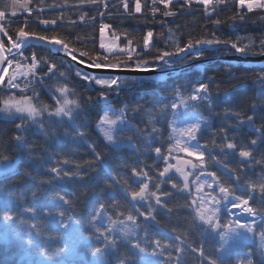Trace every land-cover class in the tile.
Wrapping results in <instances>:
<instances>
[{
	"label": "snow or ice",
	"instance_id": "1",
	"mask_svg": "<svg viewBox=\"0 0 264 264\" xmlns=\"http://www.w3.org/2000/svg\"><path fill=\"white\" fill-rule=\"evenodd\" d=\"M42 2L43 0H41ZM194 2L203 5L204 11L211 15V12L216 10L215 5L223 3V0H152L151 5H148L146 2L143 7L150 9L153 18H155L157 13H160L163 17H170L177 14L176 11H173L169 7L170 5H178L180 9H184L185 7H192ZM236 2L241 9L246 7L247 12H253L254 10L264 11V0H236ZM29 3H31V0H27V3L19 5L18 8L14 5L10 13L11 17H16L18 11L27 12L28 17H31L32 9L28 7ZM80 3H87L95 6L97 9L103 8L105 10L110 6L108 0H80ZM119 3L125 12L132 15V12H129L128 0H119ZM159 5H163V11H161ZM210 6H212L211 9ZM141 12V2L140 0H135L134 13ZM98 14L100 16L112 15L110 11H100ZM8 15L7 7L0 10V35L7 37V45H10L6 46L5 41L0 39V86L8 93L6 98H0V103L3 104V107H0V114L6 120L14 122L19 119L21 121L15 124L17 133L12 137L13 148L19 157L26 156L29 160L33 161L42 159V157L33 155L34 146L29 143L26 135H24L29 128L36 126V131L41 133L46 140L50 136V128L53 129L52 135H55V125L65 122L72 127L76 133V138L82 142H86L88 133L86 130H81L84 127L83 125L78 126L75 122L76 118L81 114V104L78 99L69 98L70 94L75 95V92L69 88L67 83L56 87L52 93V99L55 101L54 105L46 104L40 100V94L35 91L31 80L21 88L17 82L19 77L32 76L35 78L38 72L41 71L40 65L42 63L46 65L47 71L43 72V76L37 81L38 83H41L43 86V77L52 78L57 75V72L54 71L57 69V66L54 63H50L47 58L42 57L38 59L35 53H32L29 58L24 55L23 50L34 47L36 44L47 43L54 46L56 51H63L66 55L71 56L72 60H77L76 55L73 53L78 51L81 58H88V66L97 69L128 68L130 67L129 62H133L135 64L133 70L157 71L170 68L173 64L183 62L185 59H200L206 51L213 50V46H230L237 53L243 54H247L252 47L251 43L240 46L236 41L229 39L222 40L216 37L215 34H213V38L211 39L193 40L189 38L181 46L178 39L170 30L167 44L171 50H163L156 48L155 43L152 41L154 33L152 30H149L142 38L143 47L139 49L133 47V40L127 38V34H125L127 44L119 48L118 53H112L109 46L101 41L100 48L109 49V54H104L102 61L97 62L93 57H100L101 53L77 48L70 49L67 38H57L55 31H53L51 36L38 33L35 30L26 31L25 29L30 23L28 17H25L22 26L15 29L16 38L13 39L9 35V29L2 23ZM86 17L92 20L95 19L94 16L88 17L87 13H83L80 16V20L83 22ZM36 19L39 20V24L45 26L44 31H47V26L56 25L57 19H63V17L40 19L38 12ZM243 19L244 15H240V20L243 21ZM212 22L216 25L222 23L219 19ZM71 23L75 22L72 21ZM164 23V21H161L162 26ZM110 27L109 24H102L101 33H103L104 29H109ZM160 35L163 36V33ZM75 39L80 40L81 37L77 36ZM260 47L261 51L259 53L252 54L264 56V39H261ZM153 48H156L157 54L149 61L144 58V53L150 52ZM123 54L127 55L126 61L111 62L110 55ZM17 56L21 59H16ZM29 59L31 62L25 65L23 62ZM80 62L83 63V59ZM150 63L154 64L155 67L150 68ZM13 66L14 70L9 74V69L13 68ZM25 67L27 70L21 71ZM59 75L64 76L65 74L61 72ZM77 76H80L87 84L100 86L98 95L93 102L104 104V110L99 116L96 128L102 135L106 146L114 153H118L125 147L136 150L135 146L130 142L131 138H129L127 145L124 144L122 134L126 131H133L137 135H142L143 129H140L138 125L133 124L129 120L127 116L129 109L127 106L117 111L109 107V105L111 104V92H116L119 95L120 91L136 88L139 82L135 79H122L119 76L101 77L82 74L79 71L77 72ZM6 77L7 80L5 79ZM261 79H264V77H261ZM87 84L85 87H87ZM30 86H32V96L26 94ZM12 88L19 89V95L8 91ZM93 91H96V89H93ZM173 96L174 99L171 103L164 104L158 110V115L154 116L151 112L147 114V123L151 126V131L145 137L147 143L146 150H150L152 143L155 142V138L158 136L162 137L160 128L156 125L167 123L170 132L168 135L169 146L166 154L160 147L154 149L157 158L165 161V167L158 172V176L162 178L167 177L166 181L161 180L152 184V187L156 190H150V183H152L153 177L143 168L132 167L131 180L132 184L139 185L137 189L129 184V178L121 177L118 181L112 175L111 170L107 172L108 179L105 180L106 186L111 188L119 184L125 196L130 198L129 203L131 207L127 215L123 211H117L115 213L116 218L114 219L112 215H109L108 209L109 207L118 209L120 204L114 202L109 205L98 196L93 201L92 210L86 216H81L80 218H77L69 211V209L74 210L75 201L69 198L68 193L60 194V192H56L50 196L47 203H37L26 207L19 206L14 200L0 198V237L24 249L28 255L26 264H160L158 259H150L149 257L158 258L164 256L169 248H175L176 255L173 258L171 252L168 253L166 258L168 264H186V260L182 259V257L187 249L184 247V241L180 235H175L174 237L176 241H179V244L176 245L162 243L159 239L149 240L147 235L143 238L142 242L141 238L137 236V228L140 227L138 224L139 216L144 217L146 228L147 222L158 223L153 214L156 208L151 203L152 200H155L156 206L166 208V204L162 201L161 196L169 197L172 193L166 191L160 192V183L164 182L171 183L172 188L177 189L181 193L188 192V195L193 197L191 202L186 205L194 213L193 221H199L204 226V232L215 239L218 244L215 255H207L204 252L203 246L200 248H190L192 252L198 253L201 264H254L251 257L255 255V250L248 253V258L240 259L238 256L235 257L234 262L233 250L235 246L249 239L248 234H252L254 237L257 227L261 228L259 236L262 259L259 261V264H264V170H262V174L258 180L245 182V191L242 195H236V187L233 183L222 180L216 172H208L205 166L204 150L208 148V144L201 145L200 140L203 137V132L209 127V120L202 116L199 109L205 106L208 109H212L216 102L209 92V85L200 83L187 95L184 94L182 88L178 87L174 90ZM88 99L93 100L91 96ZM216 99H219V97ZM135 111H141L140 107L138 106ZM235 115L239 116L240 114L236 113ZM45 117L47 121L54 123L46 125ZM169 117L171 118L169 119ZM244 122L241 119L239 124L242 125ZM247 122L249 124L253 123V117L248 116ZM221 131L224 133L223 138L225 143L218 145V147H220L221 152L225 153V155L229 154V151L226 150H230L232 155H238L241 165L249 166L247 162L255 159L252 148L258 143L264 144V128H256L255 132L259 134L257 138L250 140L249 145L241 146H238L233 139H229L226 130L221 129ZM68 134L65 131V135ZM211 143L213 147H217L214 139ZM88 148L95 156L96 162L102 163L103 154L97 151V146L94 143L88 144ZM6 151L7 147L0 150V178L11 180L13 177L21 175V173L13 162L14 158L5 154ZM173 153H184L188 157H196L198 162H194L192 159H181L179 156H173ZM171 159H176L177 164L170 163ZM215 162L222 166L229 180H233L236 184H239L241 181V169L230 168L226 162L220 160ZM57 163L59 165H67L70 161L65 159ZM256 163H264V156H262L260 161H256ZM87 164L91 171H96L91 162H87ZM120 166L129 167L126 163H122ZM81 167L80 164H77L74 171L65 170L63 166L50 167L46 169L49 173L48 178L41 179L39 184L43 187L44 185H53L57 182L83 181L86 179V174L81 173ZM172 171L182 178V186L176 183L172 176L167 175ZM23 175L31 176V173L25 170ZM192 176L195 178L190 181L189 177ZM201 176L205 178L201 180ZM208 177L211 178V181H209ZM109 180H111V183L108 182ZM193 186L195 188V195L191 191ZM205 188L212 191L205 193ZM257 193L259 195L260 207H253L249 202L257 199ZM75 195V193H72L73 197ZM81 195H87V192L84 191ZM31 197L33 201H40V189L31 191ZM230 197L231 199H229ZM23 198V195L18 197V199ZM145 204H147L146 212L141 211V208ZM222 205L229 214L233 208H240L243 212L248 213L254 218L259 216L260 224L257 225L255 219L251 223H241L239 219H236L221 224L220 213ZM228 205H231V207H228ZM167 211L171 212L172 209L167 208ZM120 217L124 218L120 219ZM42 219L45 222H41ZM85 220L87 221L86 225L84 223ZM173 232H175L174 229ZM82 252L84 254H81Z\"/></svg>",
	"mask_w": 264,
	"mask_h": 264
},
{
	"label": "trees",
	"instance_id": "2",
	"mask_svg": "<svg viewBox=\"0 0 264 264\" xmlns=\"http://www.w3.org/2000/svg\"><path fill=\"white\" fill-rule=\"evenodd\" d=\"M12 0H0V10L7 7L9 15L6 17L4 25L9 29V35L15 39V29L22 26L25 17L19 16L11 17V2ZM26 1L27 0H18ZM130 1V0H129ZM148 1H142V12L134 13V2L131 0L129 3V15L125 12L120 5L119 0H108L109 8L97 9L95 6L84 3L81 4L80 0H31L28 7L32 9V16L29 18V25L25 29L35 30L38 33L51 36L53 31L57 34V38L66 37L69 42V48H77L84 50H92L95 53H101L100 57L94 56L97 62L102 61L104 54L108 52L101 51L99 48V23L104 22L109 24L115 36H119L121 44H127V38L133 40V47H143V36L147 31L152 30L154 35L152 41L155 43L156 48L163 50H171L168 47L169 31L175 35L180 42L181 46L188 41L189 38L195 39H211L213 34L220 39H229L238 42L240 46L252 44L251 49L247 54L258 55L252 53H259L261 51L260 41L264 39V11L254 10L247 12L246 7L241 9L236 0H223L220 5H215V11L211 15L204 11V6L201 4L193 3L192 7H185L180 9L178 5L169 7L176 11L175 16L163 17L157 13L155 18L152 17L151 11L143 6ZM161 11L164 10L163 5H159ZM212 6H210L211 9ZM42 9V11H40ZM100 11H110L112 15L101 16L98 14ZM39 12L40 19H57L56 25L47 26V31H44L45 26L39 24L36 19ZM87 13L88 17H95L92 21L87 23L79 22L77 19L83 14ZM240 15H244L243 21L240 20ZM235 17V19H233ZM219 19L222 21L219 25L214 24L212 21ZM74 21L75 23H71ZM161 21L165 23L161 24ZM163 33V36L160 34ZM80 36V40L75 37ZM2 39L7 43V37ZM86 46V48H85ZM156 48L150 52L144 53V58L151 61L156 53ZM51 48L44 44H36L34 47L27 48L24 55L35 53L37 58H47L50 63H54L57 69L55 77H61V84L67 83L70 89H73L75 95H71L72 99H78L81 104V114L76 119V124L83 125L81 130H86L88 135L86 142L80 141L76 138V133L72 127L67 123L57 124L54 128L55 135H52L53 129H49L50 136L46 140L45 137L35 131H27L26 135L30 144L34 146L33 155L42 157L36 161L29 160L26 156L19 157L18 153L13 148L12 137L17 133L15 124L19 123V119L9 121L0 115V150L7 147V154L10 157L17 158L16 167L21 175L13 177L11 180H3L0 178V198L11 199L17 202L21 207L32 206L37 203H47L50 196L56 192L60 194L68 193L69 198L74 199V210L69 211L80 218L86 216L92 210L93 201L98 196L106 203L111 205L118 202L120 207L114 209L109 207L108 213L115 219L117 211H123L127 215L131 207L130 198L126 197L119 184L108 188L105 180L108 179L107 172L111 170L112 175L116 180L121 177L129 178V184L133 188L139 185L132 184L131 168H143L148 171L149 175L153 177L150 183V190L155 191L152 184L166 181L167 177H159L158 172L165 167V161L158 159L154 149L160 147L166 154L169 146L168 135L169 127L167 123H159L156 126L160 128L162 137L155 138L152 143L151 149L146 150L147 143L145 137L149 135L151 126L147 123L148 113L151 112L154 116L158 115V110L164 104H169L174 99V90L178 87L182 88L184 94H188L192 89L200 83L209 85V92L213 99L216 101L212 109L206 106L199 109L203 116L209 118V127L203 132V137L200 143L208 144L206 149V157L210 163V170L216 172L222 180L233 183L236 187V195H242L245 191L244 184L247 181H256L260 178L262 170H264V163H256L264 156V144L258 143L252 148L254 160L247 162L249 166L241 165L238 155H232L229 151L228 155L221 152L220 147L225 143L224 133L221 129L226 130L229 139H233L238 146L249 145V141L256 139L259 135L255 132L256 128H264V59L257 62H241L235 60H226L215 58L222 55L233 54L236 51L231 49L230 46L224 45L213 46V50L206 51L200 59H185L183 62H177L174 66L186 65L178 70H171L165 72L160 77L147 78L138 81L139 84L136 88L128 91H120L119 95L116 92L110 93L111 104L109 107H115L116 110L128 107L129 111L127 116L129 120L143 129L142 135H137L136 132L126 131L123 133L124 144L130 142L135 146L136 150L127 147L121 149L118 153H114L109 149L103 137L96 129V124L99 116L104 110V104H96L93 101L98 95L99 86L94 84H87L77 72L83 71L76 66L70 59L54 53ZM218 49V50H217ZM77 59L84 63L89 64L88 58H81L79 52H74ZM245 54V55H247ZM195 55V54H194ZM203 59H206L202 61ZM111 62L126 61L127 55H110ZM130 67H135L133 62H129ZM149 66H155L151 64ZM41 71L37 76L40 79L43 72L47 71L46 65H40ZM64 73L60 76L59 73ZM54 77H43V84H50ZM87 84V87L85 85ZM46 87V89L44 88ZM40 92V100L48 104L52 102L49 97L48 88L44 86ZM40 89V88H39ZM96 89V91H93ZM5 91L0 89V98H4ZM93 100H89V97ZM219 97V99H216ZM0 103V107H1ZM140 107L141 111L137 112L135 109ZM226 110H228L226 112ZM239 113V116L235 114ZM253 117V123L247 122V117ZM170 118V117H169ZM245 122L241 125L240 120ZM65 131L69 134L65 135ZM215 134V135H214ZM215 140L217 147H213L211 141ZM95 144L97 151L103 154V162L98 163L95 156L88 148V144ZM251 147V146H250ZM138 150V151H137ZM69 160L67 165H59L58 161ZM220 160L226 162L230 168L241 169V181L236 184L235 181L229 180L228 175L220 164L215 161ZM87 162H91L96 171H91L88 168ZM122 163H126L129 167H121ZM80 164L82 174H86V179L83 181L71 180L65 182H57L53 185L40 186L39 181L48 178L49 173L46 169L53 166H63L65 170L76 169V165ZM27 170L31 176H25L23 173ZM174 181L182 186L181 179L173 172L169 174ZM111 183V180L108 181ZM40 189V201H33L31 191ZM86 191L87 195H81ZM172 193L169 197L161 196L162 201L166 204V208H161L155 205V200L152 204L155 206L156 211L153 213L156 217V222H146L143 216L138 217L137 236L143 238L147 235L149 240L159 239L162 243L172 245L179 244L175 240V235H180L184 241V247L187 249L182 259L186 260V264H201L197 252H192L190 248H200L203 246L204 252L207 255H215L218 244L216 240L204 232V226L199 221H193L194 213L191 208L186 205L191 202V196L187 192L181 193L177 189L172 188L171 183H160V192ZM75 193V197L72 196ZM159 194V193H158ZM23 195V199H18ZM111 196V198H109ZM231 198V197H230ZM253 207H260L259 195L257 199L249 202ZM167 208L172 211L168 212ZM141 211H147V204H145ZM124 217H120L123 219ZM260 220V219H259ZM220 221L222 224L230 222V215L223 208L220 213ZM41 222H45L43 219ZM85 225L87 221H84ZM146 228V230H145ZM173 229L175 232H173ZM218 239V238H217ZM151 250V249H150ZM255 250V255L251 257L254 264H259L262 259L261 250L255 243H247L243 247H234L233 262L235 257L240 259L248 258V253ZM123 251V249H121ZM171 252L173 258L176 255L175 248H169L161 259L164 264H168L167 256ZM24 249L11 242L0 239V264H26L27 256ZM81 254H84L83 252Z\"/></svg>",
	"mask_w": 264,
	"mask_h": 264
},
{
	"label": "rangeland",
	"instance_id": "3",
	"mask_svg": "<svg viewBox=\"0 0 264 264\" xmlns=\"http://www.w3.org/2000/svg\"><path fill=\"white\" fill-rule=\"evenodd\" d=\"M12 3H11V9H12V7L15 5L17 8L19 7V5H22V4H25L26 3V1H18V0H13V1H11ZM141 5H142V3H141ZM18 17L19 16H28V13L27 12H20V11H18ZM99 47H100V43H101V41H103L106 45H108V46H110V44L112 45V48H111V52L112 53H118V49L119 48H121V47H124L126 44H121L120 43V39H119V36H115V35H110V33L108 32V29H104V31H103V33H101V29L99 30ZM6 46H10V45H7V43H6ZM100 50L101 51H106V52H108L109 53V49H101L100 48ZM13 51H15V50H13ZM60 52H62V53H64L63 51H60ZM243 55H245V54H243ZM16 59H21L19 56H17L16 57ZM25 65H27V64H29V60L28 61H24L23 62ZM150 68H153V67H155V66H149ZM174 67H176V65L174 66V64L170 67V68H174ZM26 68V67H25ZM25 68H23V69H25ZM170 68H165V69H163V70H157V71H159L158 73H156V74H154L153 76H132V75H122V76H119V77H121L122 79L123 78H127V79H129V80H131V79H135L136 81H140V80H143V79H147V78H153V77H160V76H162L165 72H163L164 70H166V69H170ZM27 69V68H26ZM81 69V68H80ZM14 70V66H13V68H10L9 69V74H11L12 73V71ZM82 71H83V73L82 74H88V75H94V76H101V77H115V75H109V74H97V73H89V72H87V71H85V70H83V69H81ZM24 71H26V70H24ZM161 71V72H160ZM6 80H7V78H5ZM29 80H31L32 81V86H34V88H35V91L37 92V93H39L40 94V92H41V89H42V87H44V86H47V90H48V93H49V97H51L52 98V93L54 92V90H55V88L56 87H58V86H61L62 84H61V77H54V80L52 81V82H50V84H48V85H46V84H43V86L41 85V83H38L37 81H39L40 79L38 78V76H36L35 78H33V77H30L29 78V76L28 77H24V76H21V77H19V79H18V83L20 84V86H21V88H23L24 86H25V84L29 81ZM35 82V84H33ZM32 86H30L29 88H28V90H27V92H26V94L28 95V96H32L33 95V92H32ZM96 86H98V85H96ZM100 87V86H99ZM40 88V89H39ZM45 89H46V87H44ZM0 89H1V91L3 90V91H5L4 90V88L2 87V86H0ZM10 93H14V94H17V95H19V89H16V88H12V89H10V90H8ZM8 94V93H7ZM7 94H5V96H4V98H6V96H7ZM58 95V94H57ZM186 95V94H185ZM70 99H72V97H71V94H70V97H69ZM52 102H50V103H48V104H50V105H54L55 104V101H54V99H52L51 100ZM1 107H3V104H1ZM111 108H113V109H116L115 107H111ZM118 111V110H117ZM0 115H2V114H0ZM203 116V115H202ZM205 119H208L209 120V118L208 117H206V116H203ZM171 118V117H170ZM169 118V119H170ZM77 119V118H76ZM21 121L19 120V123H20ZM76 122V121H75ZM45 123H46V125H48V124H51V123H54V122H50V121H47V118L45 117ZM57 125V124H56ZM97 129V128H96ZM170 130V129H169ZM28 131H35V132H38V131H36V126H33V127H31V128H29L28 129ZM99 132V131H98ZM100 133V132H99ZM101 135V134H100ZM102 136V135H101ZM201 145H203L202 143H200ZM205 151V156H204V160H205V166H206V169H207V171L208 172H212L211 170H210V168H209V166H210V163L208 162V160H207V157H206V149L204 150ZM173 156H179L181 159H192L194 162H198V160H197V158L196 157H188L186 154H184V153H173ZM15 164H16V162H17V158H14V161H13ZM170 163H172V164H177V160L176 159H171L170 161H169ZM190 170V169H189ZM173 173H175L174 171H172ZM171 173V172H170ZM169 173V174H170ZM169 174H167V175H169ZM180 179H181V181H182V178L177 174V173H175ZM195 177L194 176H192V177H189V180L191 181V180H193ZM205 177L204 176H201V180H203ZM208 179H209V181H211V178L210 177H208ZM182 183H183V181H182ZM191 191H192V193H193V195H195V188H194V186L191 188ZM212 190L211 189H207V188H205V190H204V192L205 193H208V192H211ZM217 191H218V189H217ZM188 193V192H187ZM193 197L191 196V199H192ZM229 199H231V198H229ZM222 207V210H223V208H224V206L222 205L221 206ZM229 207H231V205H229ZM235 208H233L232 210H231V213L229 214L228 212V214L229 215H232V216H230V222L231 221H234V220H236V219H239L240 221H241V223H244V222H249V223H251L252 221H253V219H255V221H256V224L257 225H259L260 224V220H259V216H256L255 218L254 217H243V218H239V217H237L236 215H234V210ZM220 223H221V221H220ZM222 224V223H221ZM138 230V229H137ZM260 231H261V228L260 227H257L256 228V230H255V236L253 237V235L252 234H248L249 235V239L248 240H246V241H243L242 243H240V244H238L237 246H235V247H243V246H245L247 243H255L256 245H257V247L260 249V236H259V233H260ZM138 232V231H137ZM218 238V237H217ZM0 239H4L3 237H0ZM261 250V249H260ZM26 256H27V259H28V255L26 254ZM150 259H158L159 260V262H160V264H164L163 263V261H162V259H161V256L160 257H158V258H155V257H149Z\"/></svg>",
	"mask_w": 264,
	"mask_h": 264
},
{
	"label": "water",
	"instance_id": "4",
	"mask_svg": "<svg viewBox=\"0 0 264 264\" xmlns=\"http://www.w3.org/2000/svg\"><path fill=\"white\" fill-rule=\"evenodd\" d=\"M51 49L55 50V53L57 54H61L62 56L70 59L73 63H75L76 66L82 68L83 70L89 72V73H99V74H109V75H116V76H120V75H133V76H150V75H154L156 73H158L159 71H139V70H133L134 68H121V69H106V68H95V67H90L88 66L89 64L87 63H81L80 60H72L71 56L66 55L65 53L62 52H58L56 51L55 47L52 45H49ZM215 58H219V59H226V60H235V61H241V62H257V61H261L264 59V56L261 55H241V54H228V55H222V56H218ZM206 59H203L202 61H204ZM186 65H182L179 67H175L171 70H178ZM170 69H166L165 71H169ZM161 72V71H160Z\"/></svg>",
	"mask_w": 264,
	"mask_h": 264
},
{
	"label": "built area",
	"instance_id": "5",
	"mask_svg": "<svg viewBox=\"0 0 264 264\" xmlns=\"http://www.w3.org/2000/svg\"><path fill=\"white\" fill-rule=\"evenodd\" d=\"M147 1H149V2H152V0H147ZM222 4V3H221ZM216 5H220V4H216ZM99 18H101V16L99 17ZM79 22H82L81 20H80V17L77 19ZM88 21H92L93 22V20L92 19H89V18H85V20L83 21V23H87ZM3 22V21H2Z\"/></svg>",
	"mask_w": 264,
	"mask_h": 264
},
{
	"label": "bare ground",
	"instance_id": "6",
	"mask_svg": "<svg viewBox=\"0 0 264 264\" xmlns=\"http://www.w3.org/2000/svg\"><path fill=\"white\" fill-rule=\"evenodd\" d=\"M113 31V30H112ZM235 54H241V55H243V53H237V52H235ZM247 55H249V54H247ZM235 209H239V208H235ZM244 216L245 217H252V216H250L248 213H245L244 212ZM242 218H243V216H241Z\"/></svg>",
	"mask_w": 264,
	"mask_h": 264
},
{
	"label": "crops",
	"instance_id": "7",
	"mask_svg": "<svg viewBox=\"0 0 264 264\" xmlns=\"http://www.w3.org/2000/svg\"><path fill=\"white\" fill-rule=\"evenodd\" d=\"M13 1V0H12ZM22 2V1H21ZM27 3V2H26ZM11 11H12V9H11ZM18 16V15H17Z\"/></svg>",
	"mask_w": 264,
	"mask_h": 264
}]
</instances>
